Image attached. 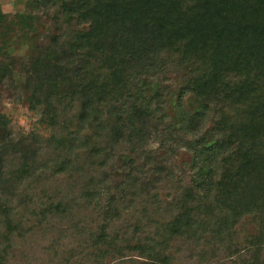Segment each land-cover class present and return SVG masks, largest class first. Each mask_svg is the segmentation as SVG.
Returning <instances> with one entry per match:
<instances>
[{
    "label": "trees",
    "instance_id": "obj_1",
    "mask_svg": "<svg viewBox=\"0 0 264 264\" xmlns=\"http://www.w3.org/2000/svg\"><path fill=\"white\" fill-rule=\"evenodd\" d=\"M27 5L0 12V264H264V0Z\"/></svg>",
    "mask_w": 264,
    "mask_h": 264
},
{
    "label": "rangeland",
    "instance_id": "obj_2",
    "mask_svg": "<svg viewBox=\"0 0 264 264\" xmlns=\"http://www.w3.org/2000/svg\"><path fill=\"white\" fill-rule=\"evenodd\" d=\"M30 0H5V3L13 4V11L2 12L5 14L14 13H24L25 11L34 14L33 5L28 7L27 3ZM34 12V13H33ZM48 32L46 24H40L38 27V34L40 36H45ZM28 46L23 42L21 36H17L15 43L9 48L8 52L10 54L11 61H9L11 67H13L14 73L19 70L18 62L25 59L28 56ZM8 64V62L6 63ZM3 112L9 115L16 125L20 127L25 133L31 130L32 123L39 120L41 116L39 113L31 112L25 102L21 105L12 106L11 104H3Z\"/></svg>",
    "mask_w": 264,
    "mask_h": 264
},
{
    "label": "clouds",
    "instance_id": "obj_3",
    "mask_svg": "<svg viewBox=\"0 0 264 264\" xmlns=\"http://www.w3.org/2000/svg\"><path fill=\"white\" fill-rule=\"evenodd\" d=\"M13 10V4L5 3V0H0V12H8Z\"/></svg>",
    "mask_w": 264,
    "mask_h": 264
}]
</instances>
